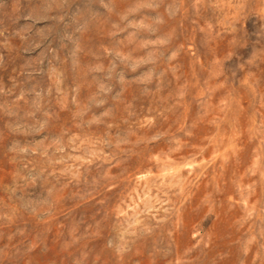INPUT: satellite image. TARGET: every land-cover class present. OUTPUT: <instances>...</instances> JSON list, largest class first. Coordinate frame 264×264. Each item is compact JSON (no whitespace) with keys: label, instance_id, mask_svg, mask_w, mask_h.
Returning a JSON list of instances; mask_svg holds the SVG:
<instances>
[{"label":"rangeland","instance_id":"rangeland-1","mask_svg":"<svg viewBox=\"0 0 264 264\" xmlns=\"http://www.w3.org/2000/svg\"><path fill=\"white\" fill-rule=\"evenodd\" d=\"M0 264H264V0H0Z\"/></svg>","mask_w":264,"mask_h":264}]
</instances>
